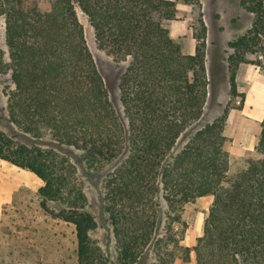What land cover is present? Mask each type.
<instances>
[{
	"label": "trees",
	"instance_id": "trees-1",
	"mask_svg": "<svg viewBox=\"0 0 264 264\" xmlns=\"http://www.w3.org/2000/svg\"><path fill=\"white\" fill-rule=\"evenodd\" d=\"M240 5L253 20L222 58L230 99L172 155L180 135L202 118L209 92L207 26L200 18L188 54L164 25L179 16L172 0H49L46 8L35 0H0L8 56L0 54V71L13 85L0 158L43 182L41 206L74 225L77 264H108V258L90 237L96 221L64 146L80 151L91 169L118 161L102 199L119 264H140L150 252L152 264H185L192 250L195 264H264V118L257 144L232 175L224 134L228 111L244 101L235 82L239 64L256 65L264 75V0ZM76 6L98 47L126 63L118 79L125 121L110 101ZM206 195L213 201L190 248L182 243L183 207Z\"/></svg>",
	"mask_w": 264,
	"mask_h": 264
},
{
	"label": "rangeland",
	"instance_id": "rangeland-1",
	"mask_svg": "<svg viewBox=\"0 0 264 264\" xmlns=\"http://www.w3.org/2000/svg\"><path fill=\"white\" fill-rule=\"evenodd\" d=\"M35 1L43 8L49 6V0ZM172 1L175 2L176 7L180 11L179 16L176 19L164 21V25L168 29L169 35L180 44L184 53H194L193 27L198 24L199 18L207 26V57L205 65L210 77L209 92L202 118L190 125L180 135L171 151V154L174 155L182 148L197 128L221 115L227 105L230 99L229 74L226 69V62L222 58L226 59L231 54L232 50L229 48L228 43L246 32L252 23L253 15L240 5V0ZM76 14L83 26L87 47L104 79L110 101L118 115L124 120L119 100L118 79L126 63L116 62L112 56L98 47L93 28L87 16L78 6H76ZM1 53L3 60L7 61L5 19L3 15H0ZM219 62L223 63V76L219 73ZM236 74L237 70L235 72V82ZM236 84L238 83L236 82ZM239 84L243 83L239 82ZM12 86L9 74L0 71V128L5 131H8L6 114L7 92ZM244 87L245 84L242 88L237 89L240 92H244ZM236 104H238V101H236ZM236 110L238 109H230L227 114V129H224V134L228 138H230L232 132L231 120L235 119ZM43 142L51 143L49 138H45ZM62 151L74 166L75 178L82 186L86 196V209L96 221V227L90 232L92 241L108 258V264H119L111 226L107 220L102 199L105 181L118 164V161L91 169L82 158L81 152L77 149L64 146ZM230 157L232 161L228 174L232 175L243 165V161L239 160L240 157L235 158L231 155ZM235 161L239 163L235 164ZM9 164L11 165V163ZM9 166L2 165L0 167V177L2 178V183H4L1 188H6L15 178L14 171ZM14 168L16 167L14 166ZM28 178L30 179L29 176ZM39 182L41 186L43 182L33 176V185L36 186ZM37 189L38 187L30 188L24 185L15 191L10 201L0 203V264H77L74 225L56 218L46 211L41 206ZM212 201L213 196L206 195L184 205L181 215L187 224L184 239L182 240L184 245L190 248L194 246L196 238L202 232L204 219ZM161 207L165 209L162 199ZM162 219L164 222V214ZM164 227L165 225L161 227L160 233L164 232ZM153 262L154 255L153 252H150L140 264H152ZM174 264L184 263L176 260ZM185 264H195L193 250L190 252V261Z\"/></svg>",
	"mask_w": 264,
	"mask_h": 264
},
{
	"label": "crops",
	"instance_id": "crops-1",
	"mask_svg": "<svg viewBox=\"0 0 264 264\" xmlns=\"http://www.w3.org/2000/svg\"><path fill=\"white\" fill-rule=\"evenodd\" d=\"M236 82L238 89L245 84L244 101L242 107L236 110L235 119L231 120L233 127L228 150L232 157L238 158L246 150L254 149L258 141L260 122L264 118V75L256 65L241 63L237 68ZM239 82L243 84H239ZM2 165L9 166L10 164L0 158V167ZM11 165L9 167L14 171L15 178L6 188H1L4 183L0 177V203L10 201L15 191L24 185L30 188L40 187V182L36 186L33 185L32 181L35 175L32 172L16 166L14 168V165Z\"/></svg>",
	"mask_w": 264,
	"mask_h": 264
}]
</instances>
